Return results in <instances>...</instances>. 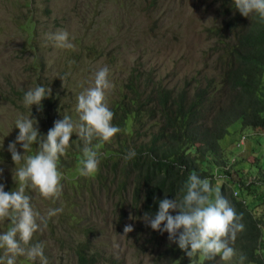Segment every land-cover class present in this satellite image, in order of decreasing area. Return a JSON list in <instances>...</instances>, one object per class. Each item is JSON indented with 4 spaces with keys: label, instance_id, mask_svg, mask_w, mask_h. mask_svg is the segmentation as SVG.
<instances>
[{
    "label": "trees",
    "instance_id": "trees-1",
    "mask_svg": "<svg viewBox=\"0 0 264 264\" xmlns=\"http://www.w3.org/2000/svg\"><path fill=\"white\" fill-rule=\"evenodd\" d=\"M220 6L229 14L221 18L223 33L217 23L214 29L210 28L211 38L218 46L215 65L208 72L182 79L180 85H167L151 73L132 71L116 88L114 96L108 98L114 113L112 123L121 132L109 142L94 138L89 145L101 154L99 170L94 175L79 174L85 145L73 133L71 146L58 161L64 176L60 199L46 200L38 192L49 209L63 208L62 213L48 220L38 237L32 238H38L34 244H43L48 264L109 261V254L96 246V239H91L96 235V228L88 212L99 208L100 193L107 194L104 202L109 204L112 213H118L120 220L111 215L113 222L120 230L125 224L131 225L132 237L141 239L139 251L154 255L152 264H264V210L259 213L256 209L259 203L250 201L248 205L239 196L249 189L248 184L242 182L239 187V181L231 178V165L224 157L225 137L231 135L233 123L238 122L237 128L241 130L264 128V19L255 13L243 16L233 0H223ZM27 25L23 24L26 32ZM57 100L51 91L42 100V111L36 105L25 106L27 116L38 121L43 136L65 115L78 120L70 105L56 104ZM32 110L34 113H30ZM240 135L233 140L231 150L242 149L243 146H235ZM130 150L136 156L125 160ZM192 173L208 179L236 212L242 214L244 230L231 242L236 256L230 261L219 256L208 259L201 253L188 257L169 240L167 232L153 230L143 220L145 213L155 215L159 201L165 197L181 198V189ZM74 204L85 206L87 211L76 210L72 207ZM62 242H67L64 256L46 252L48 246H60ZM241 256L245 257L243 261ZM23 257H18L16 264L27 263ZM38 264H41L39 258Z\"/></svg>",
    "mask_w": 264,
    "mask_h": 264
},
{
    "label": "rangeland",
    "instance_id": "rangeland-1",
    "mask_svg": "<svg viewBox=\"0 0 264 264\" xmlns=\"http://www.w3.org/2000/svg\"><path fill=\"white\" fill-rule=\"evenodd\" d=\"M222 2L0 0V168L3 169L0 183L4 184V190L19 188L14 173L24 161L15 164L8 145L19 134L16 119L27 116L23 103L26 91L38 85L50 88L58 97L56 104L70 105L76 112L78 95L94 85L95 73L103 67L109 69L108 78L114 85L109 97L114 96L116 88L132 71L151 73L167 85H180L182 79L208 72L215 65L218 45L211 38L210 28L219 24L222 33L225 31L221 18L229 13L221 8ZM23 24H28L27 32ZM58 30L69 33L73 49L58 48L48 38ZM237 125L238 122L233 123L231 135L225 137L224 157L231 165V178L239 181V187L242 182L248 184L249 189L239 196L248 205L250 201L259 203L256 209L260 213L264 210V128L241 130ZM240 133L246 136L244 149L231 150L233 140ZM17 150L24 154L20 144ZM37 152L38 147L32 146L26 155ZM234 184L237 186V182ZM253 192L257 196H251ZM25 194L30 196L31 206L42 216L46 215L49 205L38 196V190L27 188ZM100 195L99 208L88 213L96 228V235L91 239H96V246L110 257L104 264H152L154 255L139 251L141 239H134L131 232L125 234L126 224L120 230L112 220H120L118 213H112L109 204L104 202L107 194ZM72 207L87 211L79 204ZM11 227L10 221H0V234ZM39 232L33 237H38ZM35 240L38 238L30 243L34 245ZM66 243L50 245L46 252L62 257ZM3 256L4 250L0 249V257ZM23 258L27 263L21 264H38V258L35 261Z\"/></svg>",
    "mask_w": 264,
    "mask_h": 264
},
{
    "label": "clouds",
    "instance_id": "clouds-1",
    "mask_svg": "<svg viewBox=\"0 0 264 264\" xmlns=\"http://www.w3.org/2000/svg\"><path fill=\"white\" fill-rule=\"evenodd\" d=\"M233 2L243 16L249 17L255 13L264 19V0ZM48 38L58 48H74L69 33L65 30L49 34ZM108 77L109 69L100 68L95 73L94 85L77 97L78 120L73 121L65 115L62 120L54 122L46 136L41 135L38 121L32 116L21 115L16 119L15 127L19 129V134L15 141L9 143L8 151L15 164L22 161L24 164L14 173L19 182L18 190L6 192L4 184L0 183V221H10L12 225L9 230L0 234V249L4 250L0 264H5V261L6 264H16L18 256H26L31 261L39 258L41 264H48L43 244L32 245L30 242L34 233L47 227L48 220L62 213L63 208H50L42 216L31 206V198L25 192L27 188H32L38 190L46 200L55 202L60 199L64 176L58 168V161L71 146L74 132L85 145L79 174L91 176L98 172L101 154L89 145L94 138L109 142L121 132L112 123L114 113L109 108L108 97L114 85ZM50 94V88L38 85L25 92L23 103L30 108L36 105L42 111V100ZM17 144L23 148V155L17 150ZM34 144L38 145L39 151L35 155H26ZM135 156L136 152L130 150L124 159L131 160ZM2 175L3 169L0 168V176ZM181 192V198L165 197L160 200L159 209L154 216L145 213L143 220L146 225L161 233L167 232L169 240L176 243L188 257L201 253L208 259L219 256L224 261L232 260L236 251L231 242L235 241L238 232L244 230L242 214L236 212L230 201L218 189H214L208 179H202L195 173L187 177ZM173 212L177 214L172 215ZM131 231V225L124 227L125 234ZM240 259L243 261L245 257L241 256Z\"/></svg>",
    "mask_w": 264,
    "mask_h": 264
},
{
    "label": "built area",
    "instance_id": "built-area-1",
    "mask_svg": "<svg viewBox=\"0 0 264 264\" xmlns=\"http://www.w3.org/2000/svg\"><path fill=\"white\" fill-rule=\"evenodd\" d=\"M244 140H245V136L241 134V135L238 137V139H237V141H236V143H235V146H236V147L243 146V144H244ZM232 194L235 196V195H236V191L233 190V191H232Z\"/></svg>",
    "mask_w": 264,
    "mask_h": 264
},
{
    "label": "crops",
    "instance_id": "crops-1",
    "mask_svg": "<svg viewBox=\"0 0 264 264\" xmlns=\"http://www.w3.org/2000/svg\"><path fill=\"white\" fill-rule=\"evenodd\" d=\"M263 261H264V257H263Z\"/></svg>",
    "mask_w": 264,
    "mask_h": 264
}]
</instances>
